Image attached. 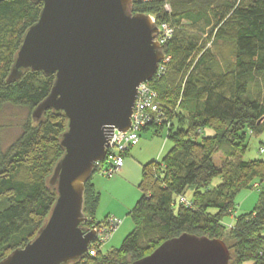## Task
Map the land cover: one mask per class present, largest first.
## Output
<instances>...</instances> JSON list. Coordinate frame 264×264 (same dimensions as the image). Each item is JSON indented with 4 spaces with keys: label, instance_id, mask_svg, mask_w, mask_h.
<instances>
[{
    "label": "trees",
    "instance_id": "trees-1",
    "mask_svg": "<svg viewBox=\"0 0 264 264\" xmlns=\"http://www.w3.org/2000/svg\"><path fill=\"white\" fill-rule=\"evenodd\" d=\"M40 9L41 4L31 0L0 3V114L6 107L28 114L14 141L4 150L0 145V261L35 237L56 196L47 180L62 156L59 140L65 120L51 111L37 122L30 118L48 95L53 77L27 71L17 81L6 82L22 36ZM131 12L174 28L162 46V53L171 58L166 74L174 79L165 74L151 85L164 113L180 109V114L168 129L153 124L144 128L156 133L165 129L171 148L161 164L155 160L141 167V197L130 212L133 231L118 249L85 255L75 264H128L181 234L223 241L228 264H264V192L252 212L237 216L234 210L237 192L258 189L264 182V162L241 159L246 131L251 136L264 132V91L260 98L248 93L255 76H264V0H134ZM204 34L232 44V62L219 72L213 69L212 52L203 50ZM217 154L224 162L232 160L218 167ZM216 177L221 182L210 189ZM189 190L191 198L186 199ZM98 202L89 180L84 186V227L97 222ZM226 218L233 220L226 223Z\"/></svg>",
    "mask_w": 264,
    "mask_h": 264
},
{
    "label": "water",
    "instance_id": "water-1",
    "mask_svg": "<svg viewBox=\"0 0 264 264\" xmlns=\"http://www.w3.org/2000/svg\"><path fill=\"white\" fill-rule=\"evenodd\" d=\"M6 0H0V3ZM41 4L24 33L6 82L27 71L53 77L46 98L31 112L65 120L62 156L47 180L55 192L51 210L35 237L0 264H75L95 237L84 227V186L106 155L114 130L125 133L137 88L150 82L163 60L157 27L133 14L134 0H31ZM223 241L181 234L128 264H228Z\"/></svg>",
    "mask_w": 264,
    "mask_h": 264
},
{
    "label": "rangeland",
    "instance_id": "rangeland-1",
    "mask_svg": "<svg viewBox=\"0 0 264 264\" xmlns=\"http://www.w3.org/2000/svg\"><path fill=\"white\" fill-rule=\"evenodd\" d=\"M182 28L187 29L188 26L183 24ZM188 32L195 34L194 31L191 30ZM200 40L201 42L203 41V50L208 49L214 55L213 69L215 71L219 72L223 70L226 65L231 64L233 57V47L231 43L214 42L212 38H208L205 34L201 36ZM166 75L168 80L173 81V75ZM263 91L264 76L257 75L249 87V96L251 98H260ZM179 104L181 105V103ZM167 110H165L166 125L169 122L174 121L177 115L180 114V109L176 110L173 114L172 110ZM27 116L28 114L25 109L6 107L2 110L0 114V145L2 150L8 147L20 134V129ZM186 126L187 122L184 118L183 128H186ZM177 127L178 124L174 123V129ZM245 135V151L241 157L242 161L264 162V132L257 136H251L248 134V131H246ZM161 147V154L158 158V162H160L159 164L162 163L161 161L171 148V142L166 138V130L163 129L160 133H156L152 128L143 129L140 133L137 146L129 151L130 154L126 158V174L119 176L118 173L114 178H104L99 176L97 170L94 169L95 172H93V175L91 176L90 183L94 185L95 191L99 194V202L95 209L94 219L102 221L107 217H114L119 221L117 230L101 248V252L97 254L104 255L113 249H118L123 240L133 231L134 222L131 218L130 212L141 197L138 189V184L141 178V167L142 165L155 161ZM261 149H263L262 153H260ZM231 160L232 159H225L224 162L220 157V154L214 156L215 164L218 167L225 166V163H229ZM157 169L158 168L152 170L155 176L158 172ZM220 182V177H216L210 183L209 188H215ZM258 183H260L259 180L256 181V184ZM261 192H264V182L260 183V188L258 189H242L237 192L234 195L235 215L238 216L252 212L258 204ZM191 193L192 192L189 190L186 193L185 198L190 199ZM232 220L233 219L231 218H226L225 222L229 223L232 222ZM226 230H228L227 227Z\"/></svg>",
    "mask_w": 264,
    "mask_h": 264
},
{
    "label": "built area",
    "instance_id": "built-area-1",
    "mask_svg": "<svg viewBox=\"0 0 264 264\" xmlns=\"http://www.w3.org/2000/svg\"><path fill=\"white\" fill-rule=\"evenodd\" d=\"M165 9L168 10V6H165ZM150 17L157 27L154 41L162 47L171 40L174 28L168 23L157 24L155 18ZM170 61V56L164 55L163 60L158 64L153 79L138 86L130 118V127L125 133L113 131L107 142L104 159L95 164L94 169L97 170L99 176L114 178L120 172L125 155L138 144L140 133L144 128L153 124L168 129L169 123L167 122L166 125L165 113L151 82L153 80L158 81L165 76ZM181 202L188 205L184 199ZM118 225L119 221L114 217H107L88 227L89 230L94 231L95 237L88 247L87 255L96 256L97 253L101 252V248L117 230Z\"/></svg>",
    "mask_w": 264,
    "mask_h": 264
},
{
    "label": "crops",
    "instance_id": "crops-1",
    "mask_svg": "<svg viewBox=\"0 0 264 264\" xmlns=\"http://www.w3.org/2000/svg\"><path fill=\"white\" fill-rule=\"evenodd\" d=\"M161 150H162V147H161V149H160V151H159V153H158V155H157V157H156V160H158V158H159V156H160V154H161ZM129 154H130V153L128 152L127 155H126L125 158H124V161H123L122 167H121L120 172H119V176H122V175L126 174V171H127L126 158L128 157ZM92 185H93V184H92ZM93 187H94V185H93ZM95 221H97V220H95ZM97 222H98V221H97Z\"/></svg>",
    "mask_w": 264,
    "mask_h": 264
},
{
    "label": "bare ground",
    "instance_id": "bare-ground-1",
    "mask_svg": "<svg viewBox=\"0 0 264 264\" xmlns=\"http://www.w3.org/2000/svg\"><path fill=\"white\" fill-rule=\"evenodd\" d=\"M90 256V255H89ZM91 257H94V256H91Z\"/></svg>",
    "mask_w": 264,
    "mask_h": 264
}]
</instances>
